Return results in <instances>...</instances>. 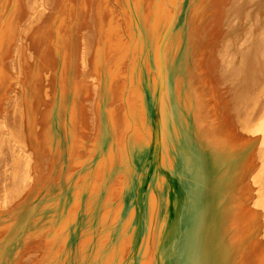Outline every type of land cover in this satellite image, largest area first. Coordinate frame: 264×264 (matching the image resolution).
<instances>
[{"label": "bare ground", "instance_id": "6f19581e", "mask_svg": "<svg viewBox=\"0 0 264 264\" xmlns=\"http://www.w3.org/2000/svg\"><path fill=\"white\" fill-rule=\"evenodd\" d=\"M100 1L0 0V264H264V0Z\"/></svg>", "mask_w": 264, "mask_h": 264}, {"label": "rangeland", "instance_id": "374dc122", "mask_svg": "<svg viewBox=\"0 0 264 264\" xmlns=\"http://www.w3.org/2000/svg\"><path fill=\"white\" fill-rule=\"evenodd\" d=\"M101 1L99 3L100 4L99 7H100V13H101L100 17H101V19H105V20L106 19H111L110 20L111 21L110 22L111 23V26L110 27H111V29L117 31L116 33L120 37L121 40L126 39V38H130L129 37V33L125 29V23L128 21V17L124 13L125 12V8L123 7L124 5H123L122 0H106V2H108L107 4H104ZM160 2H161V0H156L157 6L160 5ZM123 9H124V12H123ZM70 17L73 18L72 15ZM241 21H242V23H244V14H242ZM162 23H163V19L160 21V19L158 17L154 18L152 20L153 29L155 31L161 29L162 28ZM70 25H72V23H70ZM212 27L213 26H212L211 22H209V21H206L205 23H202V25L200 26V28L203 31H205V33L206 32H211ZM84 36H87V35L85 34ZM90 36L91 37H95L92 34ZM121 51H124V50H121ZM114 57H118V56H116L115 54H112L107 59H108V61H110ZM57 68H58V65L55 66V72L58 71ZM7 72H10V71L8 69H4V66H0V78H3V79L6 80V76L9 75V73H7ZM221 101H222V99H221ZM140 102H141V99H140ZM54 104H56V103H54ZM218 107H219L218 114H219V118H220V121H221L220 123L222 124V120L225 117L224 116V113L225 112H224V109H223L222 106H218ZM66 115H67V122H68V124H65L64 120H62V118H66V116L61 117V118H60V116L59 117L56 116V122L61 123V126H64V127L67 126V125L69 126L70 125V121L69 120H71V118H69V114H66ZM144 117H147V114H143V110L140 109V107H138L137 108V111H136L135 119L133 120L134 130L132 132L134 133V138H133L134 140H143L145 138V134L147 132V130H146L147 129V119H144ZM54 120H55V118H54ZM115 124H117V120L112 115L109 118L108 125L111 126V125H115ZM62 131L63 130H61V129L57 131L58 139L61 138V135L60 134H62ZM40 138H41V135H40ZM51 139L53 140V138H51ZM46 141L39 142V145L41 146V147H39L40 152L43 153L42 156L45 154L46 156L47 155L49 156L48 157L49 159H51V156H55L56 160L59 159L61 157V155H62V152L61 151L60 152H57V149L56 148H58V147L54 146L53 143L47 144ZM60 141L61 140H58V142H60ZM43 144H44V147H43ZM102 145H103V142L100 140L98 142V144H97V148L98 149L101 148ZM110 153L112 154V151ZM83 156L85 157V159H87L86 161H88L89 159H91V157L94 156V153H89V151H87L85 153V155H83ZM41 158H42L41 159L42 160V166H41V168H42V172H43L44 171V165H45L46 157H45V159H43V157H41ZM112 161L115 164V162H116L115 157L113 159L111 158L110 160H108V154H103L100 163H97L98 161L96 162V164H98V165L95 164L96 166L93 168L91 175L93 176L95 174V176L97 177L96 179H98V178L101 177L102 178L101 181L103 182L104 181L103 180V177H105V174L108 173L111 170V163H112ZM73 163L74 162L72 161L70 168L67 170L68 174H72L73 172H80L79 171L80 170L79 166L78 165L76 166ZM45 167H46V165H45ZM171 167L170 166L167 167V171L169 173H171V174H175V173L178 174L179 173V170L178 169L174 168L172 165H171ZM117 168H118V166H117ZM118 169H120V168H118ZM115 171H117V169L116 170H113V172H115ZM85 173H90V171L89 170H86ZM55 174H56V168H54L52 166L50 168V172H49V175L52 178V181L55 178ZM124 174L125 173H122V172H120L118 170L117 173H113L112 176H111V179H112V182H113V189H112L111 194H114V196H117V192L115 191V189H117L118 184L120 182V179L122 178V176ZM182 177H183V179L185 178V176H181V178ZM85 180H88V183H90L92 181V177H90L89 179L85 178ZM114 185H116V187H114ZM124 231H125V229H122V230H120V231L117 232L118 235H120V240H126L125 241L126 244H124L122 246V249H121V251H120V253L118 255L119 258H121L125 254V252L131 247L132 240H133L132 237H131V235H134V232L131 231L128 234L122 236V234L124 233ZM110 237H111V234H110ZM110 237H109V240H110ZM109 240L106 241V239H104V241L106 243L103 242V243H105V245H106L107 248L109 246ZM141 243H142V241H141ZM141 243H140V246H141ZM144 244H145V242H144ZM140 246H139V248H140ZM57 247H58V245H55L53 248H56L57 249ZM44 249H45V247H43V251H44ZM141 249L144 252L147 250L144 247H141ZM109 252L110 253H113L114 252V246H112L110 248V251ZM145 259L147 260V257H145ZM34 264H38L37 257L34 260Z\"/></svg>", "mask_w": 264, "mask_h": 264}]
</instances>
